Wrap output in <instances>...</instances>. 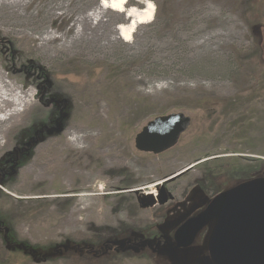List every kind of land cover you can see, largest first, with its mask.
I'll list each match as a JSON object with an SVG mask.
<instances>
[{
  "label": "rangeland",
  "instance_id": "obj_1",
  "mask_svg": "<svg viewBox=\"0 0 264 264\" xmlns=\"http://www.w3.org/2000/svg\"><path fill=\"white\" fill-rule=\"evenodd\" d=\"M101 1L0 9V70L33 104L0 150V211L31 246L110 240L138 256L30 259L7 252L0 233V264L209 263L196 247L201 234L182 249L174 236L217 193L264 180V0H129L154 8L131 42L117 30L127 12ZM47 30L62 40L42 44ZM24 61L48 73L60 98H44ZM174 112L191 117L179 142L160 154L137 150L147 122Z\"/></svg>",
  "mask_w": 264,
  "mask_h": 264
},
{
  "label": "water",
  "instance_id": "obj_2",
  "mask_svg": "<svg viewBox=\"0 0 264 264\" xmlns=\"http://www.w3.org/2000/svg\"><path fill=\"white\" fill-rule=\"evenodd\" d=\"M190 123L191 117L183 112L157 116L136 135L135 147L144 153H163L179 142ZM210 224H214L208 241L212 262L206 264H264V180L250 181L215 196L201 213L178 228L176 248L193 245ZM194 263L205 262L197 259Z\"/></svg>",
  "mask_w": 264,
  "mask_h": 264
},
{
  "label": "bare ground",
  "instance_id": "obj_3",
  "mask_svg": "<svg viewBox=\"0 0 264 264\" xmlns=\"http://www.w3.org/2000/svg\"><path fill=\"white\" fill-rule=\"evenodd\" d=\"M129 0H103L101 8H108L118 13H126V18L132 20L129 24H119L118 33L123 41L131 42L136 27L139 24H146L153 21L154 8L150 2L145 3L143 9L136 7L127 8ZM35 3V0H0L1 8L28 9ZM151 6V7H150ZM46 37H41L42 44H48L62 40L55 32L45 31ZM33 106L28 93L23 92L14 82L8 81L0 70V150L8 144L7 132L18 123ZM75 135V134H74ZM70 143H77L81 137L73 136Z\"/></svg>",
  "mask_w": 264,
  "mask_h": 264
},
{
  "label": "trees",
  "instance_id": "obj_4",
  "mask_svg": "<svg viewBox=\"0 0 264 264\" xmlns=\"http://www.w3.org/2000/svg\"><path fill=\"white\" fill-rule=\"evenodd\" d=\"M21 65H22V71L25 73V74H28V75H31V76H34V78H39L42 79V83L40 84V89L41 91H43L44 89H46L45 92V96L44 98H47L49 99L48 97H46L47 95H51L50 97H57V98H60V96L56 93V91L52 92V91H49V89H47L49 86L48 83H49V75L47 72L44 71L43 68L41 67H37V66H33L31 65L30 63H27V61H24L23 63L21 62ZM39 70H42L43 73ZM34 74V75H33ZM47 86V87H46ZM41 125H44V126H52V121H44L41 123ZM34 128L30 129L28 128L27 131H24L23 133H27V135H31V134H34L35 132H33ZM20 162V161H19ZM21 164H22V160H21ZM231 166V165H230ZM228 166V167H230ZM221 168H223V166L221 165ZM212 169V168H210ZM208 168V170H210ZM231 168H226V171H229ZM236 169V168H235ZM233 168V170H231V173L234 172H240L242 173V171L244 172L245 168L242 166V168L238 167V170H235ZM216 168L214 169V173H216ZM225 170V169H224ZM224 172V173H225ZM231 173H229L231 175ZM8 175V173L4 174V176ZM234 175H231V177H233ZM241 176V175H240ZM2 191L0 190V197L3 196V194L1 193ZM2 207V206H1ZM3 209V207H2ZM0 209V210H2ZM10 217H8L7 215H5L4 213H1L0 211V226L2 227V229L0 230V233L3 235L4 237V240H3V243H4V246H5V250L7 252H9L11 255H22L24 256V258H30V259H34V256L31 254L32 252L36 251L38 253H49L51 254L52 256H58L59 253L61 252H66V251H69V250H72L73 253H77V254H86V256L88 257V259H93L95 257H102L103 259H107L108 257H106L107 255L111 254L112 256H117V255H133L131 254L126 248L124 249H121L119 250L118 249V245L114 243V245L112 244V242L110 240H106V241H102V243H100L101 247H99V249H95L96 245L95 243H90L88 242L87 243V246L86 247H80L79 245H74L73 247H69V246H66L64 243H60L58 245H55L54 247H51V246H43V247H39V246H31L29 243L25 242V241H20L17 239V236L16 234L14 233V231L11 229V227L8 225V223L10 222ZM125 233V232H123ZM154 232L152 234H148L150 237H153L154 236ZM148 235H145V236H148ZM138 248V246H136ZM139 250V249H138ZM137 250V251H138ZM132 253H136L131 251ZM137 254L133 255V256H136ZM138 256V255H137Z\"/></svg>",
  "mask_w": 264,
  "mask_h": 264
},
{
  "label": "flooded vegetation",
  "instance_id": "obj_5",
  "mask_svg": "<svg viewBox=\"0 0 264 264\" xmlns=\"http://www.w3.org/2000/svg\"><path fill=\"white\" fill-rule=\"evenodd\" d=\"M233 188H236V186L235 187H232V188H230V189H233ZM227 190H229V189H227ZM224 191H226V190H224ZM223 192V191H222ZM219 193H221V192H219ZM219 193H217L215 196H217ZM165 195H166V193L164 192V190L161 192V195H160V201H164L165 200ZM168 197H170V198H172V195L171 194H169V195H167ZM214 196V197H215ZM213 197V198H214ZM213 198L212 199H210L208 202H207V204L205 205V207L202 209V210H199L200 212H193L187 219H189V218H191V217H194V216H197L199 213H201L207 206H208V204L213 200ZM213 229H214V224H210V225H207L203 230H201V232L199 233V234H201V236L203 237V239H202V242L200 243V242H198L197 244H196V247H198V249H199V251H203L202 252V254H201V256L203 255V253H205L206 254V256L207 257H209L210 258V262H212V260H211V256H210V253H209V247H208V244L206 245L205 244V240H206V242L208 243V241L210 240V237H211V234H212V232H213ZM200 256V257H201ZM200 257H198L197 259H199ZM196 259V260H197ZM195 260V261H196ZM209 262V263H210Z\"/></svg>",
  "mask_w": 264,
  "mask_h": 264
},
{
  "label": "clouds",
  "instance_id": "obj_6",
  "mask_svg": "<svg viewBox=\"0 0 264 264\" xmlns=\"http://www.w3.org/2000/svg\"><path fill=\"white\" fill-rule=\"evenodd\" d=\"M151 7V6H150Z\"/></svg>",
  "mask_w": 264,
  "mask_h": 264
}]
</instances>
